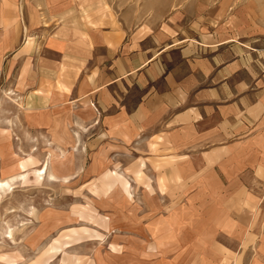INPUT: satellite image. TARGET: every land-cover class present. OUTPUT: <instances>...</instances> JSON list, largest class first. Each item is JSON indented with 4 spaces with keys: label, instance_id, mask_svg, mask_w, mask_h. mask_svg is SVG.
Instances as JSON below:
<instances>
[{
    "label": "rangeland",
    "instance_id": "374dc122",
    "mask_svg": "<svg viewBox=\"0 0 264 264\" xmlns=\"http://www.w3.org/2000/svg\"><path fill=\"white\" fill-rule=\"evenodd\" d=\"M248 1L257 3H239ZM226 3L235 7L236 1L0 0V182H8L0 186V264H264V211L242 250H225L221 261L219 252L201 257L188 251L185 229L171 235L162 227L189 189L164 169L169 162L159 155V138L138 132L123 139L105 123L75 122L79 102L64 108L66 100L57 96L43 110L25 101L26 88L17 90L28 61L13 60L15 51L24 43L23 50L34 47L42 56L40 40L62 23L78 28L119 21L130 31L143 26L165 32L178 46L204 49L199 43L219 35V27L209 26L210 8ZM44 26L47 31L33 36ZM258 48L264 51V39ZM57 87L64 88L60 80ZM139 97L133 86L129 107Z\"/></svg>",
    "mask_w": 264,
    "mask_h": 264
},
{
    "label": "crops",
    "instance_id": "0c3cea01",
    "mask_svg": "<svg viewBox=\"0 0 264 264\" xmlns=\"http://www.w3.org/2000/svg\"><path fill=\"white\" fill-rule=\"evenodd\" d=\"M235 1V7L210 8L209 26L219 27V35L207 45L198 41L204 49L110 20L78 28L62 23L40 40L42 56L34 47L23 50V43L13 57L28 61L17 90L26 88L25 101L36 108L50 109L59 96L64 108L79 102V124L105 123L123 139L138 132L159 138V155L169 162L164 169L189 189L162 227L171 235L185 229L188 251L201 257L219 252L220 261V253L240 251L242 241L255 236L264 211V51L258 48L264 0ZM230 7L232 15L225 16ZM133 86L140 97L129 107L126 94ZM262 236L264 228L261 243Z\"/></svg>",
    "mask_w": 264,
    "mask_h": 264
},
{
    "label": "bare ground",
    "instance_id": "6f19581e",
    "mask_svg": "<svg viewBox=\"0 0 264 264\" xmlns=\"http://www.w3.org/2000/svg\"><path fill=\"white\" fill-rule=\"evenodd\" d=\"M44 172H45V168L42 169L41 173H44ZM7 183H8L7 181H2V182H0V186H3V185H5V184L7 185ZM8 187H9V186H8ZM6 188H7V187H6Z\"/></svg>",
    "mask_w": 264,
    "mask_h": 264
}]
</instances>
